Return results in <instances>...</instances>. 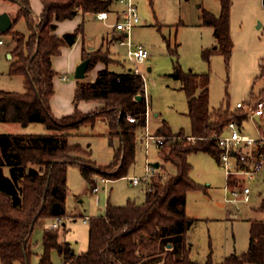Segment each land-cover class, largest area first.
I'll list each match as a JSON object with an SVG mask.
<instances>
[{"label":"trees","instance_id":"1","mask_svg":"<svg viewBox=\"0 0 264 264\" xmlns=\"http://www.w3.org/2000/svg\"><path fill=\"white\" fill-rule=\"evenodd\" d=\"M8 1L20 6L14 25L23 17L30 29L29 36L13 29L6 33L16 42L9 74L24 77L27 89L25 93L0 91V122L23 126L41 123L48 130L44 134H0V261L29 264L33 253L31 237L37 223L41 219L66 217L70 166H79L89 181L99 174L108 175L110 180L128 176L136 160L138 133L146 125L148 102L145 79L141 75L106 67L93 81H77L74 113L57 118L51 109L56 76L52 57L59 55L67 44L55 34L57 24L74 19L80 12H109L115 0H41L43 9L39 20L33 16L30 0ZM219 1V16L208 11L202 16L203 24L214 29L217 39V45L205 50L204 56L209 58L218 53L229 60L234 46L230 30L232 1ZM86 59L91 60L88 71L100 61L107 65L111 61L108 55L84 49L83 61ZM172 77L181 81L186 93L192 132L173 134L164 121L154 133L166 137L160 157L165 164H172L177 173L169 174L165 180L153 181L143 203L108 204L105 215L91 218L89 248L84 253L76 254L70 243L61 242L59 230L47 229L41 264H52L50 252L54 249L63 257L64 264L154 263L159 252L165 254L162 264H201L191 258L187 239V232L195 222L187 215V194L202 188L191 177L193 166L189 157L192 153L205 152L220 161L223 149L215 137L224 135L231 122L241 126L249 114L238 108L236 112L223 108L210 111L208 74L185 72L176 63ZM138 96L143 98L138 100ZM82 101L101 106L83 112L79 109ZM130 117L136 122H131ZM100 119L107 122L110 138L119 139L114 161L109 166L77 157L75 154L84 151L80 145L70 142L69 131L84 125L93 127ZM184 137H193L195 143ZM256 152L264 155V143L256 146ZM259 210L264 214V198ZM203 264H264V218L252 221L247 251L231 254L222 263H215L210 253Z\"/></svg>","mask_w":264,"mask_h":264},{"label":"rangeland","instance_id":"2","mask_svg":"<svg viewBox=\"0 0 264 264\" xmlns=\"http://www.w3.org/2000/svg\"><path fill=\"white\" fill-rule=\"evenodd\" d=\"M30 1L33 12L37 11L36 6L42 5L41 0ZM231 1L230 25L234 46L227 60L224 55L218 53L209 58L204 56L205 50H211L217 45V39L214 29L203 24L202 16L204 11L219 16L221 13L219 0H133L141 20L132 30L130 40L134 48L143 45L149 53L148 59L139 65V69L145 78L152 130L166 121L173 134L183 131L188 135L192 132L186 93L182 89L181 81L172 77L176 63H179L185 72L209 75L212 112L220 108L236 112L239 102L257 105L264 99L263 0ZM125 7L121 0H115L114 12L108 21H99L94 14H89L85 24L84 48L88 52L89 47H95L98 50L93 52L108 55L109 58L111 52L114 60L110 59L109 69L116 72L135 69V65L129 61L127 47L121 46L115 37L121 36L122 33L115 32L113 28L118 20V12L123 11ZM2 9L8 11L3 13H10L15 18L20 6L17 3L0 0V10ZM71 23L78 25L79 21L72 20L70 23L59 24L56 35L64 37L66 34H73L65 29L66 24ZM13 27L14 32L30 35L29 26L23 17L19 18ZM1 38L5 45L0 47V91L25 93L27 88L24 77L9 74L14 61L9 53L14 58L12 52L16 42L11 34H1ZM82 51L83 43L77 42L74 46L67 47L66 51L62 50L56 57L57 72L62 75L68 74L71 86L76 83V69L83 60H78L75 70L71 72L66 68L68 61L66 54L71 52L75 58L80 56ZM92 70L87 72L83 82L93 81L95 72ZM55 89L54 112L57 115L64 113L65 116L74 113L75 104H72L68 93L60 91V83L56 84ZM79 109L82 111L84 107L79 106ZM47 131V127L41 123L23 126L19 123L0 122V134H44ZM238 131L255 139L264 137V113L261 115L260 123L255 117L249 116L239 126ZM109 132V126L103 119L98 120L93 127L84 125L78 130L69 131L70 142L80 145L84 151L75 155L99 166L112 164L119 139L112 140ZM225 135H229V132L226 131ZM192 142L195 143L194 140ZM147 160L151 165L157 162L162 165L155 171L153 181L165 180L169 174L177 173L172 164H165L160 157V150L154 145L149 148L148 154L144 146H139L136 160L130 167L128 176L110 180L106 190L101 185L102 190L99 193L93 192L92 188L95 184L101 183L103 178L110 179L108 175H94L89 181L82 175L79 166H70L67 175L66 217L58 229L60 241L70 243L75 253H84L89 248L90 221L84 222L86 217L105 215L108 203L114 206H125L129 202L143 203L148 185H133L130 177L143 176ZM189 161L193 166L191 177L202 186L200 190L187 194V215L197 219L195 225L187 232V239L194 242L191 256L203 264L212 253L214 262L220 263L231 254L247 251L252 221L264 218V214L259 210L264 198L263 173L256 180L247 181L252 189L250 204L243 205L240 216L232 218L229 211L234 206L227 202L229 196L225 191L226 172L223 164L205 152L192 153ZM44 220L49 226L55 221ZM40 221L32 233L33 253L29 264H41L44 254L43 239L47 229L44 230ZM164 256V253L159 252L154 258L156 262L145 264H162ZM50 259L52 264H64L63 257L56 249L50 252ZM16 264L22 262L17 261Z\"/></svg>","mask_w":264,"mask_h":264},{"label":"built area","instance_id":"3","mask_svg":"<svg viewBox=\"0 0 264 264\" xmlns=\"http://www.w3.org/2000/svg\"><path fill=\"white\" fill-rule=\"evenodd\" d=\"M125 3L126 7L120 13V17L117 23L113 26L116 32L122 33L121 36H116L119 40L121 46L127 47L128 58L135 65V69H130L132 73L136 75H144L139 69V65L144 64L149 57L147 49L143 45H138L134 48L130 40V34L134 27L140 23V16L136 5L133 0H121ZM264 3V0H263ZM96 17L100 20L106 21L108 19V12H99ZM5 42L1 38L0 34V47L4 46ZM145 79V78H144ZM61 80H68V76L64 75ZM238 109H247L249 116H257L264 113V101L258 102L257 105L237 103ZM131 122H136L132 117L129 118ZM150 112L149 107H147L146 112V125L144 127V147L146 153L148 154L149 148L154 145L159 150L163 147L166 141V137L157 136L151 132L149 127ZM239 125L236 122H231L227 126L226 131L229 135H222L215 137L219 146L223 149L220 156V163L223 164L226 172V188L225 191L228 194L227 202L234 206L232 210L229 211V215L232 218L239 217L242 213V206L249 205L251 201L252 189L248 186L247 181L256 180L264 171V155L258 154L256 152V146L259 143H264V137L260 139L251 138L246 135H242L238 131ZM189 140H194L193 137H184ZM181 139V137H178ZM235 152V155H232ZM157 169L151 165L148 160L146 163L145 174L141 177L132 176L130 181L133 185L146 184L147 188L151 189V184L153 182V177ZM110 179L103 178L101 183L95 184L92 188L93 192L99 193L103 189L106 190L107 184ZM91 218L86 217L84 222L90 221ZM63 218L55 219L51 228L58 230L61 226Z\"/></svg>","mask_w":264,"mask_h":264},{"label":"crops","instance_id":"4","mask_svg":"<svg viewBox=\"0 0 264 264\" xmlns=\"http://www.w3.org/2000/svg\"><path fill=\"white\" fill-rule=\"evenodd\" d=\"M3 1H8V0H3ZM116 1H118V0H116ZM8 2H12V1H8ZM31 2V1H30ZM14 3V2H13ZM41 4H42V2H41ZM31 7H32V5H31ZM36 8V12H33V16H34V18L37 20H39V18H40V15H41V12H42V9H43V5H41V6H36L35 7ZM32 10H33V8H32ZM3 12H8L6 9H2V10H0V13H3ZM113 5H112V7H111V10L108 12V19L106 20V21H108L110 18H111V14H113ZM120 13L121 12H118V18L120 17ZM11 17H12V19L14 18L13 17V15L12 14H10V13H8ZM89 14H84V13H82V12H80L74 19H69V20H65V21H62V22H59L57 25H58V27H57V29H56V31H55V34L57 33V31L59 30V24H61V23H70V22H72V20L74 21V20H78L79 21V23H78V25H73V23H71V24H66V26H65V29H68V30H70V32H73V33H76V31H77V29L78 28H80V26H82V28H81V31H80V33L78 34V37H77V40H76V43L77 42H82L83 43V50L85 49L84 48V39H85V37H86V28H85V24H86V17L88 16ZM95 16H96V14H94ZM97 18V17H96ZM98 19V18H97ZM99 21H103V20H100V19H98ZM104 22V21H103ZM230 30H231V25H230ZM116 32V31H115ZM114 34H116V33H114ZM113 36H115V35H113ZM117 36V35H116ZM115 36V37H116ZM63 38V37H62ZM104 39H106V38H104ZM75 43V44H76ZM16 44V43H15ZM74 44V45H75ZM74 45H72V46H74ZM70 45H68V44H66V45H64L62 48H61V52H62V50H64V51H66V48L67 47H69ZM72 46H70V47H72ZM86 50V49H85ZM96 50H98L97 48H95V47H89V51L88 52H93V51H96ZM10 52H11V50H10ZM67 58H68V61H67V69L69 70V71H71V72H73L74 70H75V66H76V64H78L77 62H78V60H83V51H82V53L80 54V56H76L75 58L73 57V55L74 54H71V52H67ZM9 56H10V58L11 59H13L14 60V58H12V56H11V53H9ZM57 56H59V55H57ZM57 56H53L52 57V65H53V69H54V71L56 72V76H55V78H54V84H55V87H56V84L57 83H60V91H62V92H66V93H68V97L70 98L71 97V100H72V104L74 103V98H75V91H76V87H77V79H76V77H75V81H76V83L74 84V85H72L71 86V84H70V77H69V75L68 74H66L67 76H68V80H66V81H63V80H61V77L62 76H64L65 74H59L58 72H57V65H56V57ZM70 58V59H69ZM79 58V59H78ZM110 59L111 60H114L113 58H112V55H111V52H110ZM106 67H108L109 68V65H107L105 62H102V61H100L98 64H96V66H95V68L92 70V71H94L95 73H94V75H93V80H95L96 78H97V76H98V73L101 71V70H103V69H105ZM125 72H127V71H125ZM121 73V72H120ZM123 73V72H122ZM55 92H56V89H55ZM55 95V94H54ZM53 98H54V96H53ZM53 98H52V100H51V103H52V111L54 112V103H53ZM261 101H264V99L263 100H261ZM74 105V104H73ZM79 106H80V108H82V107H84V109H82V111H84V112H90V111H93V110H95V109H97V108H99L101 105L99 104V103H95V102H85V101H82V102H80V104H79ZM69 112V111H68ZM54 114H55V116L57 117V118H61V117H63V116H65V115H61V114H56L55 112H54ZM262 115V114H261ZM261 115H258L259 116V120L261 121ZM260 123V122H259ZM149 127H150V130H151V132L152 133H154V131L159 127H155L153 130L151 129V126H150V120H149ZM144 134H145V131L144 130H142V131H140L139 132V134H138V144H137V148L139 147V146H144ZM155 134V133H154ZM136 156H137V153H136ZM160 167H161V164H160ZM262 175H264V171H263V174ZM109 204V203H108ZM189 216V215H188ZM190 217V216H189ZM190 218H192V217H190ZM65 219V218H64ZM194 220H195V222H194V224L192 225V227L195 225V223H196V221H197V219L196 218H193ZM62 222H63V220H62ZM40 224H41V226L44 228V230H46V229H49V227H51V225L53 224V222L51 223V225L49 226L48 225V223L44 220V219H42L41 221H40ZM191 227V228H192ZM251 227V226H250ZM190 228V229H191ZM189 241V240H188ZM189 243H190V245H191V252H192V249H193V246H194V242H191V241H189ZM77 254V253H76ZM190 256H191V254H190ZM191 258L193 259V257L191 256ZM226 258V257H225ZM224 258V259H225ZM224 259H223V261H224ZM194 260V259H193ZM223 261H221L220 263H222Z\"/></svg>","mask_w":264,"mask_h":264},{"label":"water","instance_id":"5","mask_svg":"<svg viewBox=\"0 0 264 264\" xmlns=\"http://www.w3.org/2000/svg\"><path fill=\"white\" fill-rule=\"evenodd\" d=\"M13 26H14V20L12 19V17L8 13H1L0 14V33L6 34L13 28ZM77 37H78V34L73 33V34H66L64 35L63 38L67 42L68 45L72 46L76 43ZM90 62H91L90 59H86L77 67L76 73H75V77L77 80H84L87 77V72L89 69ZM142 98H143L142 96L137 97L138 100H141ZM255 119L258 122H260L258 115L255 116ZM232 155H235V152H232ZM153 166L156 169H159L160 163L159 162L154 163Z\"/></svg>","mask_w":264,"mask_h":264}]
</instances>
